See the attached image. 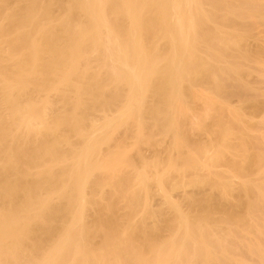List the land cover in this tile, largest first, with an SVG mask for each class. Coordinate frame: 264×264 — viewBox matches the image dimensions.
Masks as SVG:
<instances>
[{
  "label": "bare ground",
  "instance_id": "6f19581e",
  "mask_svg": "<svg viewBox=\"0 0 264 264\" xmlns=\"http://www.w3.org/2000/svg\"><path fill=\"white\" fill-rule=\"evenodd\" d=\"M0 264H264V0H0Z\"/></svg>",
  "mask_w": 264,
  "mask_h": 264
},
{
  "label": "rangeland",
  "instance_id": "374dc122",
  "mask_svg": "<svg viewBox=\"0 0 264 264\" xmlns=\"http://www.w3.org/2000/svg\"><path fill=\"white\" fill-rule=\"evenodd\" d=\"M147 148H148V147L145 148V151H146ZM148 149H149V150H148ZM148 149H147L148 151L145 152L146 154H149L150 151H151V149H152V150H154V149H159V146H157V147H155V148H148ZM147 152H148V153H147Z\"/></svg>",
  "mask_w": 264,
  "mask_h": 264
}]
</instances>
